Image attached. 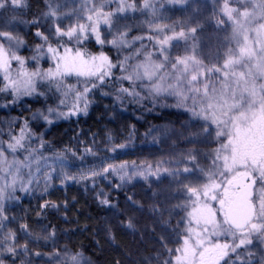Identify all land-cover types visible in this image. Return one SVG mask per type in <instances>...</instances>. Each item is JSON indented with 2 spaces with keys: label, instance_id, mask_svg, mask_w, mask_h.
Segmentation results:
<instances>
[{
  "label": "snow or ice",
  "instance_id": "snow-or-ice-1",
  "mask_svg": "<svg viewBox=\"0 0 264 264\" xmlns=\"http://www.w3.org/2000/svg\"><path fill=\"white\" fill-rule=\"evenodd\" d=\"M192 3L186 16L171 19L166 6L187 11L189 0H40L34 12L31 0H0L5 107L42 100L48 107L33 119L53 125V117L89 116L104 98L113 100V112L117 104L122 112L133 104L151 112L173 100L185 117L179 128H149L154 145L161 137L172 145L140 162H116L131 133L120 143L110 132L80 140L81 132L75 145L46 157L47 133L33 132L27 119L0 130V264H33L45 256L39 248L49 246L45 264H96L82 244L61 241L49 219L67 213L66 195L63 203L45 200L31 209L34 219L29 209L15 214L18 193L33 194L41 174L40 199L59 190L57 180L83 184L112 213L91 233L97 252L119 247L117 232L132 230L140 242L149 235L154 242L143 254L137 250L138 264H264V0ZM139 181L144 197L112 203L111 191Z\"/></svg>",
  "mask_w": 264,
  "mask_h": 264
},
{
  "label": "trees",
  "instance_id": "trees-1",
  "mask_svg": "<svg viewBox=\"0 0 264 264\" xmlns=\"http://www.w3.org/2000/svg\"><path fill=\"white\" fill-rule=\"evenodd\" d=\"M40 0H31L32 11H36ZM69 6H72L71 4ZM193 3L190 1V6L187 11L180 9L179 7L172 8L170 5L166 6L164 15L170 17L171 19H177L186 16L191 12ZM114 7V6H113ZM29 19L31 16L28 17ZM142 19V18H141ZM211 31V28L207 29ZM140 32H135L134 35H140ZM147 43V41H145ZM139 47V45H137ZM207 50V49H206ZM22 55H30V53L25 50L21 53ZM115 56V52L112 53ZM118 74V73H117ZM34 108H31L27 104L19 106H9L5 107V100L0 98V130L3 132L8 131V124L14 120H19L22 125L25 120L29 122L32 130L37 132H46L45 141L49 145H54L58 148H64L69 146L71 141L72 145H75L76 141L73 139L78 133L83 132L79 136L80 140H90L91 133H105L110 132L117 142H125V138L132 134V141L129 143L128 148L125 150L127 154L120 155L117 163L122 160L137 162L148 160L154 161L158 159L161 154L167 153L171 148L172 141L164 139L163 143L159 146L152 143V136H147L146 133L149 128L156 127L160 129H172L179 128L185 117L181 115L175 108L166 107L164 102H160L151 111L140 110L139 105L133 104L128 106L126 111H121L120 106L117 104L116 111L111 110V105L113 100L111 98H104L98 101V103L89 109V116L84 117L81 115L79 120L76 117H72L70 120H55L53 125H48L42 119L36 121L33 119V112L44 107V104L39 102H31ZM106 106L108 110L105 111ZM43 125V127H39ZM17 129L18 126L14 125ZM153 136L157 133H153ZM4 139H7L5 136ZM99 139V136L97 137ZM39 145V141H37ZM64 145V146H63ZM179 151V148H177ZM89 159H91L89 157ZM75 171V169H73ZM113 179H115L113 177ZM107 182H98L97 188H104L105 192H109V188L105 187ZM56 187L59 189H49L50 195H45L43 199H40L41 192L38 191L35 194H26L25 196H20L19 207L15 209V214L18 216H23L24 209H29V219L35 218L36 206L40 203H44L45 200L60 201L63 203L65 195L69 202V207L67 213L63 211L60 213H53L49 219L52 220L54 224L57 225L58 234L60 235L61 241L66 242L71 239L73 243L82 244L83 247L80 249L85 257L91 256L96 264H111V262L119 258L122 264H138V253L143 254L145 249H151L154 246L151 236H146L143 242H140L141 233L139 231L133 232L132 230L118 231L116 236V244L119 247L104 245L103 252H97L96 246L94 245L91 237V233L95 230L98 223H103L105 220L112 218L111 212H105L99 205L98 201L95 199V191H85L83 184L69 183L67 186H61L59 180L55 182ZM89 189L92 188L91 183L88 184ZM146 187L144 181L134 182L133 184L126 185L124 190L117 193L116 191H111L112 203L119 204L121 207L125 204L126 195L135 194L136 199L139 200L144 197V188ZM20 195V194H19ZM15 203V202H13ZM13 213L10 212L9 215ZM67 216V220L64 216ZM137 218H140V214L137 213ZM175 222V221H173ZM142 223V220H141ZM18 226V225H17ZM87 228V231L83 229ZM63 230H68V235H62ZM102 235V234H101ZM23 243V240H21ZM103 243V241H102ZM35 250V249H34ZM40 251L45 253V256L40 259H35L33 264H45L48 260L47 253L52 251L51 246L44 248H39ZM52 264H55L53 261Z\"/></svg>",
  "mask_w": 264,
  "mask_h": 264
},
{
  "label": "rangeland",
  "instance_id": "rangeland-1",
  "mask_svg": "<svg viewBox=\"0 0 264 264\" xmlns=\"http://www.w3.org/2000/svg\"><path fill=\"white\" fill-rule=\"evenodd\" d=\"M190 1H192V0H189V2ZM163 2H165L166 3V0H163ZM114 7H115V5H113ZM45 67H47V64H45L44 65ZM32 101H30L27 105H29L31 108H34V106L33 105H30V104H32L31 103ZM161 102H164V104L166 105V107H172V108H175V107H173V106H171V105H173L174 103H175V101H173V100H168V101H161ZM39 103H41V104H43V101L41 100ZM48 107V105H45L44 106V108L46 109ZM174 110H178V112H182L183 110L182 109H177V108H175ZM34 113V112H33ZM17 132L19 131V129H17L16 130ZM33 132H35V131H33ZM36 146H39V145H36ZM64 146V145H63ZM61 148H58V147H55L54 145H49L48 144V150H46V151H44V156H46V157H51V156H53V154L55 153V152H57V151H59ZM47 163H48V165H52V166H56V165H54L53 164V161L51 160V159H49L48 161H47ZM41 167H42V169H43V171H49L50 169L49 168H46V167H44L43 166V164L41 165ZM39 179H40V181H41V183H40V187L38 188V189H36V191L33 193V194H35V193H37L38 191H40L41 193H42V191H43V176H42V174L38 177ZM51 189V188H50ZM20 194V195H19ZM18 195L19 196H25L26 194L25 193H18Z\"/></svg>",
  "mask_w": 264,
  "mask_h": 264
}]
</instances>
